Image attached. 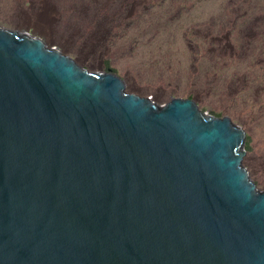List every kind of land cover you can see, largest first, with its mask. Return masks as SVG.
<instances>
[{"label": "water", "instance_id": "water-1", "mask_svg": "<svg viewBox=\"0 0 264 264\" xmlns=\"http://www.w3.org/2000/svg\"><path fill=\"white\" fill-rule=\"evenodd\" d=\"M246 139L0 27V264H264Z\"/></svg>", "mask_w": 264, "mask_h": 264}, {"label": "rangeland", "instance_id": "rangeland-1", "mask_svg": "<svg viewBox=\"0 0 264 264\" xmlns=\"http://www.w3.org/2000/svg\"><path fill=\"white\" fill-rule=\"evenodd\" d=\"M114 11L124 17L105 40L98 22ZM0 27L39 37L84 69L111 70L159 105L193 98L230 116L247 132L244 165L264 190V0H0Z\"/></svg>", "mask_w": 264, "mask_h": 264}, {"label": "trees", "instance_id": "trees-1", "mask_svg": "<svg viewBox=\"0 0 264 264\" xmlns=\"http://www.w3.org/2000/svg\"><path fill=\"white\" fill-rule=\"evenodd\" d=\"M111 7H116L115 5L113 4H110ZM118 6H120V4H118ZM124 11H126V9H124ZM79 12H81L79 10ZM249 12V11H248ZM115 14L113 15H108V16H105L104 18H100L94 14V18H96L95 20L97 21L99 19V22H98V26H100L102 30V35L105 37V40H111L113 38V36L115 35L114 33V26L117 25V24H111V22H113L114 20H116L118 22V19H121L122 17H124V12L123 14H119L117 12L114 11ZM248 17L250 18L251 16L248 15ZM105 19V25H106V28L104 29L103 28V20ZM119 24V23H118ZM253 24L256 25V26H253V30L258 28V25L257 26V23L255 21H253ZM122 27H126V25H122ZM243 35H247V34H243ZM248 36V35H247ZM248 38V37H247ZM236 45H238V43H236ZM220 53H222L224 56L225 54H227V47L225 45L221 46L220 47ZM223 114L219 113L217 114V116H222Z\"/></svg>", "mask_w": 264, "mask_h": 264}]
</instances>
